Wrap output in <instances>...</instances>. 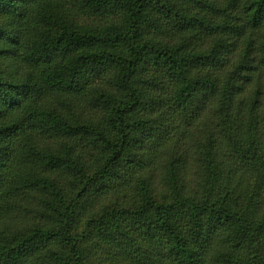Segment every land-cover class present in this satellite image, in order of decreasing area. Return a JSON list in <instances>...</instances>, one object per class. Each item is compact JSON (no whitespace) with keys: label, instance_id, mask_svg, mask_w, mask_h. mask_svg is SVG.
Wrapping results in <instances>:
<instances>
[{"label":"trees","instance_id":"obj_1","mask_svg":"<svg viewBox=\"0 0 264 264\" xmlns=\"http://www.w3.org/2000/svg\"><path fill=\"white\" fill-rule=\"evenodd\" d=\"M0 264H264V0H0Z\"/></svg>","mask_w":264,"mask_h":264},{"label":"rangeland","instance_id":"obj_2","mask_svg":"<svg viewBox=\"0 0 264 264\" xmlns=\"http://www.w3.org/2000/svg\"><path fill=\"white\" fill-rule=\"evenodd\" d=\"M5 76L15 77L16 74H14L11 71H7V75H5ZM239 172L241 174H243L245 178H247L246 182L243 183L244 192L240 196L241 202L243 203L247 200V198L249 197V194L252 192L254 187L257 186V175H255V174L248 175L244 169H239Z\"/></svg>","mask_w":264,"mask_h":264}]
</instances>
